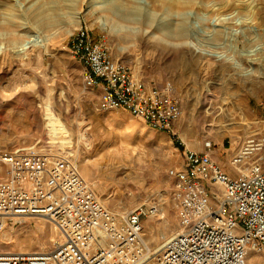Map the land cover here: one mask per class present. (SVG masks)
I'll use <instances>...</instances> for the list:
<instances>
[{
    "label": "rangeland",
    "instance_id": "1",
    "mask_svg": "<svg viewBox=\"0 0 264 264\" xmlns=\"http://www.w3.org/2000/svg\"><path fill=\"white\" fill-rule=\"evenodd\" d=\"M156 27L180 39L160 40ZM80 28L144 81L171 86L183 109L174 142L125 111L97 109L100 93L85 87L84 66L68 51ZM250 134H264V0H0V148L42 147L86 165L97 187L82 176L116 213L158 206L142 222L152 252L178 231L169 170L186 147L200 152L210 140L228 164L229 148ZM27 223V232L22 224L0 232V253L53 248L52 224Z\"/></svg>",
    "mask_w": 264,
    "mask_h": 264
},
{
    "label": "built area",
    "instance_id": "2",
    "mask_svg": "<svg viewBox=\"0 0 264 264\" xmlns=\"http://www.w3.org/2000/svg\"><path fill=\"white\" fill-rule=\"evenodd\" d=\"M68 51L84 66L85 87L100 93L97 109L125 111L172 142L179 137L183 109L169 84L144 81L84 28ZM214 147L210 140L200 152L186 147L181 167L169 170L178 231L157 253L142 226L155 205L115 213L69 158L0 148V232L39 219L58 237L48 251L13 252L0 264H255L264 257V134L229 148L235 175L215 160Z\"/></svg>",
    "mask_w": 264,
    "mask_h": 264
},
{
    "label": "bare ground",
    "instance_id": "3",
    "mask_svg": "<svg viewBox=\"0 0 264 264\" xmlns=\"http://www.w3.org/2000/svg\"><path fill=\"white\" fill-rule=\"evenodd\" d=\"M92 8H99V7H101V5H100V3H95L94 5L92 4V6H91ZM100 22L101 23H103V21H102V19H100ZM111 27H112V30H114L116 27L114 26V25H111ZM120 28V27H119ZM116 30V29H115ZM156 30L160 33V40H164L165 42H167V43H173L174 42V40L175 41H178L180 38L177 36H175V37H173V36H169L168 34H167V30L165 29V28H161V27H156ZM171 30L172 29H169V31L171 32ZM173 31V30H172ZM158 36V35H157ZM171 40H170V39ZM182 38H183V36H182ZM139 40V39H138ZM190 44V43H189ZM195 43H193V45H194ZM191 45H192V43H191ZM23 48H22V50H20L19 52H24V51H26V50H28L30 47H25V46H22ZM198 47V46H197ZM45 48V47H44ZM25 54V53H24ZM36 86H37V84H36ZM38 87V86H37ZM33 88V87H32ZM36 89V88H35ZM34 91V90H33ZM225 132V131H224ZM240 142V141H239ZM239 142H238V145H239ZM188 144V143H187ZM190 146V145H189ZM0 147H1V145H0ZM190 150H192V149H190ZM237 150V149H236ZM235 150V151H236ZM30 151H38V152H44V153H50L47 149H44V148H42V147H36V148H34V149H32V150H30ZM119 152V151H118ZM132 152H134V151H132ZM233 153V152H232ZM50 154H53V153H50ZM58 154H60V153H58ZM118 155H124V156H128L129 155V151H128V149L127 148H125L124 149V151L121 153V154H118ZM66 158H69V157H67V156H65ZM139 158V157H138ZM144 158V157H143ZM139 160V159H138ZM140 161V160H139ZM76 165V164H75ZM77 166V165H76ZM79 167V170L81 171V175H83L84 177H87V179L89 180V182H91L95 187H97V181H96V178H94V177H92L91 175H89V167L87 168V166L86 165H79L78 166ZM77 167V168H78ZM108 174H109V172H108ZM114 174V173H113ZM83 177V178H84ZM110 178V177H109ZM85 179V178H84ZM86 180V179H85ZM87 181V180H86ZM88 182V181H87ZM90 184V183H89ZM108 199L107 198H103V203L105 204V206H108ZM162 201V200H161ZM163 202V201H162ZM157 207V214H158V212H160L159 211V209H158V206H156ZM113 211V210H112ZM161 211H162V213H161V218H162V227L166 230V231H168V232H171L172 231V229H173V225H172V222L170 221V218L168 217V212H167V209H166V206H165V204H162V209H161ZM115 212V211H114ZM116 213V212H115ZM22 228L20 229V230H25L26 232L30 229V227H29V224L27 223V221L25 220L23 223H22ZM8 227V226H7ZM7 227H5V228H7ZM5 228H3V230L5 229ZM39 229H44V227L43 226H39L38 227ZM0 234H2V236L3 237H6V233L4 232V233H0ZM175 234H173L172 236H174ZM171 236V237H172ZM170 237V238H171ZM153 239V238H152ZM155 241V240H154ZM46 245V244H45ZM161 249V247L159 246L157 249H156V251H155V253L156 252H159V250ZM15 253V252H14ZM11 254L12 253H0V257H5V256H11Z\"/></svg>",
    "mask_w": 264,
    "mask_h": 264
},
{
    "label": "crops",
    "instance_id": "4",
    "mask_svg": "<svg viewBox=\"0 0 264 264\" xmlns=\"http://www.w3.org/2000/svg\"><path fill=\"white\" fill-rule=\"evenodd\" d=\"M223 148V147H221ZM220 147L217 148L214 152V158L217 162L221 163L223 165V167L225 168V170L232 174V175H235V172L230 168V166L227 164L226 162V158L224 156H222V149Z\"/></svg>",
    "mask_w": 264,
    "mask_h": 264
}]
</instances>
